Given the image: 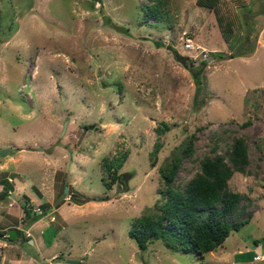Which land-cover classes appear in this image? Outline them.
I'll use <instances>...</instances> for the list:
<instances>
[{
    "label": "rangeland",
    "instance_id": "1",
    "mask_svg": "<svg viewBox=\"0 0 264 264\" xmlns=\"http://www.w3.org/2000/svg\"><path fill=\"white\" fill-rule=\"evenodd\" d=\"M243 2L232 50L196 0H0V253L16 260L0 264L35 254L24 208L41 215L35 264H264V0ZM236 138L247 163L228 181L242 195L232 220L249 221L201 257L159 239L141 250L129 230L155 210L160 168L189 144L182 189Z\"/></svg>",
    "mask_w": 264,
    "mask_h": 264
},
{
    "label": "trees",
    "instance_id": "2",
    "mask_svg": "<svg viewBox=\"0 0 264 264\" xmlns=\"http://www.w3.org/2000/svg\"><path fill=\"white\" fill-rule=\"evenodd\" d=\"M196 5L214 13L221 37L230 49H235L242 40L238 33L242 23L236 6H246L243 0H196ZM149 10L153 12L154 7L147 6L146 11L150 13ZM112 27L127 33L124 28ZM231 54L232 52L229 53ZM223 55L217 54L219 58ZM196 77L199 82V77ZM191 152L189 144L181 145L166 167L160 168L159 174L165 189L159 191L160 197L154 203L155 210L135 220L129 230L130 237L141 250H145L152 240L159 239L173 251L201 257L221 245L232 231H238L249 221L250 216L232 220L242 195L229 190L227 186L234 171H245L247 150L244 141L236 138L224 154L205 156L200 161V172L188 180L182 189L174 188L172 182L180 161ZM124 157L125 154L122 158L106 161L105 168L108 171L117 169ZM225 159H228L231 166ZM114 178L118 179L120 176L116 174ZM104 185L110 188V184ZM11 188L7 181L2 190L8 195ZM24 211L27 227L41 216L31 213L28 208H24ZM8 240L12 239L8 237Z\"/></svg>",
    "mask_w": 264,
    "mask_h": 264
},
{
    "label": "crops",
    "instance_id": "3",
    "mask_svg": "<svg viewBox=\"0 0 264 264\" xmlns=\"http://www.w3.org/2000/svg\"><path fill=\"white\" fill-rule=\"evenodd\" d=\"M4 193V192H3ZM38 222V221H37ZM34 224H36V223H33V224H31V225H29L28 227H26L27 229L25 230V232L29 235V240L32 242V245L33 246H35V249H36V251H35V254H34V256L32 255V256H29V260H27V258H24V256L22 255V254H16L15 255V259L16 258H19L20 260H21V262L23 263V264H35L34 262H32V260H34L35 262L38 260V261H40V259H43L44 257H45V255H43L44 257L42 258L41 256H39V251H38V248L40 249V247H41V245H42V243H44V240L40 237V235H37V236H34V234L32 233L33 231V227H34ZM16 232V231H15ZM27 235V236H28ZM28 240V241H29ZM30 244V243H29ZM35 244H37V248H36V245ZM3 245V247H5L4 246V244H2ZM7 247V246H6ZM44 253V252H43ZM5 255L3 256V255H1V253H0V260H3V261H6L5 259H8V261L11 263H15V261L16 260H14L13 259V256H10V254L7 252V253H4ZM48 260V259H47ZM46 260V261H47ZM67 262V261H66ZM37 263V262H36ZM73 264V263H72Z\"/></svg>",
    "mask_w": 264,
    "mask_h": 264
},
{
    "label": "water",
    "instance_id": "4",
    "mask_svg": "<svg viewBox=\"0 0 264 264\" xmlns=\"http://www.w3.org/2000/svg\"><path fill=\"white\" fill-rule=\"evenodd\" d=\"M167 48L172 52L175 60L178 62L182 63L183 66H185L187 69H190V65L188 63L189 57L188 56H183L181 55L176 49H174L171 45H168ZM5 153V150H0V156H2ZM126 176H129V174H122V182H126ZM8 237L10 239H15L16 238V232L14 230H10L8 232ZM29 243L32 244V242L29 240ZM68 263H74L70 260H67Z\"/></svg>",
    "mask_w": 264,
    "mask_h": 264
},
{
    "label": "built area",
    "instance_id": "5",
    "mask_svg": "<svg viewBox=\"0 0 264 264\" xmlns=\"http://www.w3.org/2000/svg\"><path fill=\"white\" fill-rule=\"evenodd\" d=\"M191 42L190 40H188V42L185 44V49H190L191 48ZM258 261H264V256L263 255H259L258 256Z\"/></svg>",
    "mask_w": 264,
    "mask_h": 264
}]
</instances>
